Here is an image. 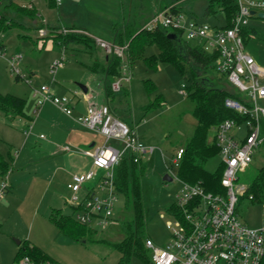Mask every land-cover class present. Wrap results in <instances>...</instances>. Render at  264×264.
Masks as SVG:
<instances>
[{
  "label": "rangeland",
  "instance_id": "374dc122",
  "mask_svg": "<svg viewBox=\"0 0 264 264\" xmlns=\"http://www.w3.org/2000/svg\"><path fill=\"white\" fill-rule=\"evenodd\" d=\"M14 2L18 10L9 6V0H4L0 6V13L17 25L6 33L0 30V41L4 44L0 47V93L25 98L26 116H18L9 123L0 109V151L9 162L8 172L0 176V185L5 178L10 191L0 196V264H13L19 247L17 240L34 242L61 264H118L120 252L113 244L125 236L122 223L133 218L131 204L126 202L123 194L117 193L114 214L106 224L97 220L79 221L96 230L94 240H74L51 221L53 208H61L68 214L74 212L71 208L72 175L92 168L83 147L90 137L98 142L100 138L75 121L78 117L75 110L74 116L70 117L51 101L39 108L35 89L43 85L51 87L56 95L71 97L75 91L83 96L85 93L80 85L86 86L87 95L93 96L91 101L108 102L116 107L119 116L133 126L137 138L146 145L155 146V151L144 157L147 164L142 178L145 234L159 246L169 243L172 232L167 222L173 219L169 206L182 187L174 159L179 148L185 147L193 136L197 125L194 103L186 93V87L191 83L190 64L186 63L181 72L172 63L159 62L157 68H152L143 59H137L131 64L130 80H122L119 91L112 93L109 90V97L107 89L119 76L105 75L93 70V66L96 62L103 65L105 57L115 52L101 47L98 39L92 50L83 44L64 47L61 43L66 35L79 31L70 28L72 25L87 29L95 38L114 42L112 27L115 22H130L140 28L150 16L172 3L180 4L186 21L193 18L213 25L219 19L224 23L223 14L206 15L208 0H56L54 7H49L47 0ZM23 9H34L38 15H28ZM249 28L258 34L248 39L247 50L264 69V17H251ZM189 43L192 46L198 44L194 40ZM17 53L22 55L21 66L31 82L16 80L12 73L7 58ZM156 53L157 46H149L145 55ZM61 57L64 63L52 72L53 61ZM206 75L221 76L217 63ZM227 87L237 93L232 85ZM160 95L164 104L150 106L152 102L162 101L158 98ZM214 135L211 129L209 140ZM220 163L218 154L208 160L205 167L214 172ZM263 164L264 145L256 150L250 165L239 174L238 184L250 186ZM167 174L171 180L165 179ZM99 175H102L101 171ZM79 195L83 197V193ZM240 214L244 217L242 220L255 227L261 222L262 206L248 208L247 202L242 201ZM149 254L151 258L150 249ZM131 264L148 263L134 256Z\"/></svg>",
  "mask_w": 264,
  "mask_h": 264
},
{
  "label": "built area",
  "instance_id": "2783aa9c",
  "mask_svg": "<svg viewBox=\"0 0 264 264\" xmlns=\"http://www.w3.org/2000/svg\"><path fill=\"white\" fill-rule=\"evenodd\" d=\"M236 1L238 11L230 26L217 27L193 18L186 21L185 13L176 9V4L162 8L143 26L148 30L161 26L170 31H182L185 39L198 42V48L217 53L218 71L225 74L240 93L239 98H227L225 104L244 116L241 122L225 119L213 129V138L221 157L220 165L223 167V191L212 192L199 183L182 182L174 201L175 208L169 210L173 219L167 222V227L172 232V240L162 246L152 238L146 240L154 264H262L264 261V200L255 202L252 195L246 199L248 208L262 206L260 224L255 227L248 225L240 214L241 197L248 187L238 184L239 174L250 165L256 150L264 145V69L248 52L244 37L250 18L264 11V0ZM253 10L256 11L255 15H252ZM95 39L108 52L123 55L125 47L112 41ZM7 60L14 75L31 82L21 66L20 53L13 54ZM63 63V57L55 59L51 65L52 72ZM122 69V75L111 84L113 92L122 89V80H130L126 61ZM35 94L39 98V108L46 101H51L66 114L73 115L72 102L76 94L73 97L56 95L47 85L35 89ZM76 120L84 128L102 136L103 140L92 149L84 150L92 158L93 169L73 176L71 202L76 207V219L80 222L97 220L106 224L114 214L117 201L114 180L116 166L127 152L132 153L138 161L153 153L155 146L142 143L135 129L115 116L107 104H90ZM183 152L184 147H180L176 153L174 164L177 167ZM99 170L103 172L101 176ZM96 179L99 180L96 187L100 190L85 186ZM8 189L3 178L0 196ZM80 192H84L82 198ZM13 264L59 262L53 259L40 261L23 255Z\"/></svg>",
  "mask_w": 264,
  "mask_h": 264
},
{
  "label": "trees",
  "instance_id": "16d2710c",
  "mask_svg": "<svg viewBox=\"0 0 264 264\" xmlns=\"http://www.w3.org/2000/svg\"><path fill=\"white\" fill-rule=\"evenodd\" d=\"M0 1L2 4L4 0ZM8 4L18 10L14 0H9ZM56 4V0H47L49 7H54ZM169 5L171 4L166 6ZM176 9L180 10L181 8L176 6ZM23 10L28 15H38L34 9ZM237 11L238 4L236 0H208L205 14L217 17L219 12H221L225 22L222 25H213L225 27L231 25ZM10 20L3 13H0V30L6 33L17 26L14 22L12 24ZM70 28L79 31L66 35L61 43L62 46L68 47L70 44H83L87 48L93 49L96 39L87 29L74 25ZM112 29L114 43L120 47H125L123 55L116 53L107 55L103 65H99L96 62L93 70H99L108 76L118 77L122 75V66L125 61L128 64H132L137 59H143L152 68H157L159 62H168L175 65L181 72H184L186 63L190 64L191 83L186 87V93L194 103L193 114L197 120V125L179 160L177 167L178 178L182 182L199 183L208 191H223L221 185L223 167L220 165L214 172H210L205 167L208 160L219 154V147L214 138L209 140V131L225 119H234L241 122L244 120V116L225 104L226 99L229 97H240V93L236 88L234 89L237 90V93H234L227 87L230 82L226 75L221 73V76L217 78L206 75L207 71L213 68L216 63L218 54L208 53L197 46H192L189 40L184 38L182 31H170L161 26L148 30L143 27L137 28L130 22L123 24L115 22ZM171 32L177 33L178 38H170L169 34ZM255 34H258L255 29L248 28L244 31L246 44L251 35ZM149 46H157L158 53L146 56L145 52ZM0 47H4L1 41ZM204 77L211 78V82L204 80ZM15 78L16 80L22 79L19 75H16ZM109 90L112 93L114 92L111 87L107 89V96L110 97L111 92ZM158 98H162L161 95ZM25 104L26 99L23 97L0 93V109L6 114L9 122L18 116H26L24 111ZM163 104L162 98V101L152 102L150 106ZM130 126L133 127L131 124ZM8 170L9 162L0 151V176L5 175ZM146 170L147 164L144 162V158L136 161L135 156L130 152H127L122 157L115 168L114 180L117 193L125 196L126 202L131 204L133 212L132 220L122 223V228L125 232L124 238L113 244L114 248L120 252L118 264H131L134 256L148 264H154L152 255L150 258L149 249L146 246V213L142 187V178ZM251 195L255 202L264 200V164L259 168L252 183L241 197V201H246ZM72 207L74 211L72 214L65 213L61 208H53L50 213L51 221L63 234L74 240H94L96 230L87 228L85 224L80 223L75 218L76 207L73 204ZM174 208L175 204L173 202L169 206V210ZM18 246L14 261L23 255H30L40 261L53 259L40 246L30 240L22 241ZM262 264H264V261Z\"/></svg>",
  "mask_w": 264,
  "mask_h": 264
},
{
  "label": "crops",
  "instance_id": "0c3cea01",
  "mask_svg": "<svg viewBox=\"0 0 264 264\" xmlns=\"http://www.w3.org/2000/svg\"><path fill=\"white\" fill-rule=\"evenodd\" d=\"M173 4V3H172ZM174 4H176L178 7H180L181 9V11H183L184 12V10H183V8L180 6V4H178V3H174ZM185 13V12H184ZM192 13V15H195L193 12H191ZM155 14V13H154ZM153 14V15H154ZM152 15V16H153ZM152 16H150L143 24H142V26L141 27H143L150 19H151V17ZM196 16V15H195ZM216 22L217 23H215V24H223V23H221V21L218 19V20H216ZM224 22H225V20H224ZM133 26H136V25H134V24H132ZM73 26V25H72ZM137 28H139V27H137ZM114 40V39H113ZM127 62V61H126ZM128 63V62H127ZM131 64H129V71H130V68H131ZM83 90V89H82ZM84 91V90H83ZM87 92H88V88H87ZM87 92H85L84 91V95L83 96H80V94L78 93V92H74L73 94H76V96L74 97V99H73V101H75V102H72V107H73V110H75V113H77V115L79 116V115H81V114H84L85 112H86V109H87V107L90 105V104H97V103H95L94 101H91V98L93 97L92 95H87ZM103 104H107V105H109V107L111 108V110H112V112H113V114L115 115V116H117L118 118H120V119H122V120H124V121H126V122H128L126 119H123L121 116H119V114L116 112V107H112L108 102L107 103H103ZM78 106V107H77ZM3 112V111H2ZM4 113V112H3ZM74 113V114H75ZM4 116H5V118L8 120V118H7V116H6V114L4 113ZM70 116V115H69ZM74 115H72V116H70V117H73ZM32 119V118H31ZM14 120H15V118L11 121V122H9V120H8V122L9 123H13L14 122ZM75 121L76 122H78L76 119H75ZM79 123V122H78ZM129 123V122H128ZM32 127V126H31ZM32 129V128H31ZM86 129V128H85ZM73 130V129H72ZM71 130V131H72ZM87 131H89V132H91L94 136H96V138H100V141L98 142V140L97 139H95L94 137H90L88 140H87V142L85 141V144H86V146H89L92 142H95V144H99L102 140H103V138H102V136H100V135H96V133H93V131H90V130H88V129H86ZM25 132H27V131H25ZM77 139H78V137H77ZM78 142H82V140L81 141H78ZM85 146V147H86ZM83 150H85L84 149V147H83ZM84 154H85V152H84ZM86 155V154H85ZM86 159L88 160V159H90L91 160V162H92V158H91V156H87L86 155ZM91 169H93V162H92V168ZM90 169V170H91ZM89 170V171H90ZM100 171L102 172V170H99V173H100ZM86 173V172H85ZM103 173V172H102ZM75 174V173H74ZM78 174H83V173H78ZM71 178V177H70ZM72 179H73V175H72ZM71 179V180H72ZM94 182H96L95 183V185H93V186H90V187H96L97 186V184H98V179H96V180H93ZM92 182V181H91ZM86 187L87 186H89V185H85ZM97 188V187H96ZM8 193H10V191H9V189H8V191H7ZM80 193H83V195H84V192H80ZM71 208H72V202H71ZM72 211H73V208H72ZM34 243V242H33ZM39 246V245H38Z\"/></svg>",
  "mask_w": 264,
  "mask_h": 264
},
{
  "label": "water",
  "instance_id": "95a60500",
  "mask_svg": "<svg viewBox=\"0 0 264 264\" xmlns=\"http://www.w3.org/2000/svg\"><path fill=\"white\" fill-rule=\"evenodd\" d=\"M0 5H1V1H0ZM255 14H256V11L253 10V11H252V15H255ZM257 15L260 16V17H264V11H260V12H258ZM169 37H170V38H178V35H177V33H175V32H171V33L169 34ZM203 79L206 80V81L209 82V83L211 82V78H209V77H204ZM212 82H213V80H212ZM80 87H81L85 92H87V87H86V86H84V85H80ZM94 146H95V142H92L89 146L84 147V149H85V150L92 149ZM165 179H167V180H171L172 178H171V176H169V175L167 174V175H165ZM17 244H21V240H17Z\"/></svg>",
  "mask_w": 264,
  "mask_h": 264
}]
</instances>
